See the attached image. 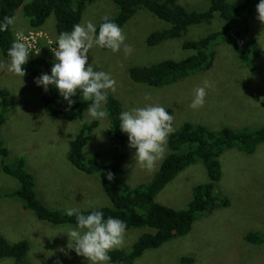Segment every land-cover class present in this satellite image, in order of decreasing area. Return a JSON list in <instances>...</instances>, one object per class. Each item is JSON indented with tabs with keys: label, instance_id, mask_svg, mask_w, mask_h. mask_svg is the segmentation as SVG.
Returning <instances> with one entry per match:
<instances>
[{
	"label": "rangeland",
	"instance_id": "374dc122",
	"mask_svg": "<svg viewBox=\"0 0 264 264\" xmlns=\"http://www.w3.org/2000/svg\"><path fill=\"white\" fill-rule=\"evenodd\" d=\"M30 1L25 0V4ZM179 2L190 11H204L211 0ZM117 12V6L111 0H97L88 5L81 23L91 21L98 26L103 17L114 16ZM14 17L13 31L29 33L31 27L23 10L16 11ZM247 18L250 31L242 34L241 41L249 44L254 40L259 44L256 72L241 63L232 40L224 37L215 46L214 60L207 69L163 88L134 83L129 77V70L133 67L185 59L194 54L183 49L185 42L197 41L218 32L225 24L216 13L210 24L192 26L181 38L149 46L148 37L166 29L168 24L145 9H140L122 27L126 43L133 49L130 55H125L123 50L113 53L94 47L89 52V63H93L94 70L108 72L117 81L116 91L108 90L107 94L117 97L125 110L147 105L163 106L174 116L175 131L184 123L204 125L214 131L225 128L236 131L260 129L264 126V23L258 19L257 8ZM37 32L44 34L47 46H50L48 41L56 43L55 16H50L40 30L32 31ZM6 61L8 59L0 51V62ZM205 80L214 86L207 90L204 106L194 110L190 104L195 89ZM0 90L9 92L7 121L0 127V135L9 150L7 163L11 167H17L21 160L26 163L27 170L34 177L41 204L62 213L67 208L83 211L111 207L98 177L77 171L68 160L70 142L78 135L83 123L97 121L98 127L87 146L89 150H86L91 154L97 152L102 164L111 161L113 150L106 135L108 116L97 120L85 112L82 120L72 122L52 118L46 113L41 98L42 87L37 86L35 79L8 73L6 68L0 70ZM103 108L106 111V102ZM126 140L128 161L124 170L128 183L132 187L148 184L170 149L167 145L163 158L148 170L135 161V149L129 147L127 134ZM219 162L221 179L214 183L212 191L220 206L201 215L187 235L176 237L157 249L147 250L135 264H183L184 258L190 259L191 264H264V244L246 239L251 234L264 235V142L257 144L251 154L238 147L227 150ZM208 183L207 171L198 162L179 173L155 199L160 205L186 210L194 199L195 188ZM18 189V181L3 174L0 157V194ZM69 226L40 221L32 210L24 208L19 199H0V237L10 244L29 243L30 250L23 264H89L87 259L67 249L69 241L64 233ZM146 232L153 230L137 228L126 231L124 244L119 249L131 251ZM0 264L16 262L12 258H4Z\"/></svg>",
	"mask_w": 264,
	"mask_h": 264
},
{
	"label": "trees",
	"instance_id": "16d2710c",
	"mask_svg": "<svg viewBox=\"0 0 264 264\" xmlns=\"http://www.w3.org/2000/svg\"><path fill=\"white\" fill-rule=\"evenodd\" d=\"M97 0H0V21L5 16H14L19 9L29 20L32 31L40 30L47 19L54 15L56 18L57 37L60 33L70 32L73 25L81 23L82 16L88 5ZM118 9L111 17L121 28L140 10H148L154 17L168 24L162 31L152 33L148 39L149 46L172 39L181 38L189 28L195 25L210 24L218 13L224 20V27L197 41H188L183 49L194 52L180 61L163 60L150 66H138L129 70L130 79L140 85L152 88H163L174 85L194 73L207 69L215 57V46L219 40L228 37L232 40L234 52L242 64L248 65L253 72L258 70L255 59L260 55L259 44L251 40L249 44L241 41L242 34L250 31V21L247 18L253 9L257 8L259 0H211L210 6L204 11H190L179 0H111ZM102 21L100 24H102ZM99 24V25H100ZM99 25L97 29H99ZM13 26L8 31L0 32V51L5 59H9L7 51L15 39ZM42 48V54L30 55L25 66L26 75L36 80L43 73L51 74L50 70L56 62L52 48ZM102 49V48H101ZM107 51L109 49H102ZM9 92L0 90V127L7 121ZM41 98L48 116L61 121L82 120L87 112L88 103L83 101L82 94L72 99L74 105L69 108L59 92L49 86L48 92L42 88ZM123 103L114 95L107 94L106 112L108 116L107 139L113 150V157L107 164L99 162L97 152L91 154L87 148L97 121L84 122L78 135L70 142L68 153L69 162L77 171L87 176H97L107 194L111 207L96 208L104 213L105 218L113 217L123 220L127 224V231L137 228H149L153 232H146L139 237L131 251L116 249L110 252L111 264H135L147 250L157 249L176 237L187 235L193 223L206 212H211L220 206L217 197L213 195L214 183L221 179L219 158L227 150L238 147L241 151L251 154L255 146L264 142V126L256 130L236 131L225 128L214 131L206 126L184 123L168 138L170 149L167 156L160 163L148 184L132 187L126 178L124 167L128 161L126 151V133L119 128V114L124 111ZM87 149V150H86ZM92 149V148H90ZM1 170L3 174L14 178L19 183L15 192L0 194L2 198H16L23 202L24 208L32 210L40 221L54 225H74L75 217H67L65 213L46 208L37 197L36 184L33 175L27 170L26 163L21 160L17 167L7 163L9 150L0 135ZM202 163L207 171L209 183L195 188L194 199L186 210H175L156 202V196L172 182L183 170ZM111 173L113 180H108ZM224 205L227 202L223 201ZM93 209L83 210L85 214ZM147 211V214H144ZM246 239L251 242L264 244V235L251 234ZM30 250L26 241L10 244L0 237V260L12 258L16 264H23ZM183 264H191V260L184 258Z\"/></svg>",
	"mask_w": 264,
	"mask_h": 264
},
{
	"label": "clouds",
	"instance_id": "9594fccd",
	"mask_svg": "<svg viewBox=\"0 0 264 264\" xmlns=\"http://www.w3.org/2000/svg\"><path fill=\"white\" fill-rule=\"evenodd\" d=\"M257 12L258 19L264 23V0H259ZM103 21L99 29L88 21L73 25L70 32L60 33L56 46L51 49L56 60L51 74L43 73L35 80L45 92L53 86L69 108L75 103L72 98L81 93L83 101L89 102L88 115L97 120H103L108 115L103 105L107 100V91H116L117 81L108 72L94 70L93 63H89L90 50L94 47L106 48L113 53L123 50L125 55L133 51L126 43L123 29L109 16L103 17ZM14 25L15 17L5 16L0 21V32L8 31ZM14 35L15 39L7 51L9 59L0 62V70L6 68L8 73L24 77L25 66L33 52L25 43L27 37L24 31H15ZM44 41H39L38 54H42ZM213 86L212 82L205 80L202 86L197 87L190 107L194 110L203 107L207 90ZM118 119L120 130L128 135L129 147L135 149V161L151 170L163 158L168 138L175 131L174 116L163 106L147 105L124 110ZM107 179L113 180V175L109 173ZM65 215L75 217L74 226L70 225L64 233L68 237L69 252L74 251L77 256L87 259L89 264H111L109 253L123 246L127 224L119 218H105L99 209L85 214L79 208H67Z\"/></svg>",
	"mask_w": 264,
	"mask_h": 264
},
{
	"label": "built area",
	"instance_id": "2783aa9c",
	"mask_svg": "<svg viewBox=\"0 0 264 264\" xmlns=\"http://www.w3.org/2000/svg\"><path fill=\"white\" fill-rule=\"evenodd\" d=\"M44 39H46V37H44V34L42 32L32 33L31 36L26 39L25 43H27L30 46V50H34L35 53L38 54L39 41L44 40ZM48 42L50 44L53 43L52 41H48Z\"/></svg>",
	"mask_w": 264,
	"mask_h": 264
}]
</instances>
